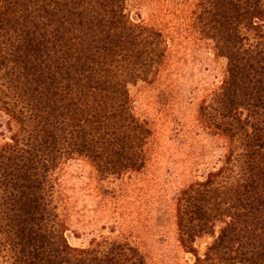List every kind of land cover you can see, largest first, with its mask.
<instances>
[{
    "label": "trees",
    "instance_id": "obj_1",
    "mask_svg": "<svg viewBox=\"0 0 264 264\" xmlns=\"http://www.w3.org/2000/svg\"><path fill=\"white\" fill-rule=\"evenodd\" d=\"M127 2L0 0V113L15 126L0 148V264H149L129 241L72 246L57 204L71 160L105 176L146 166L153 132L129 87L158 75L168 47ZM195 22L227 61L199 120L228 152L177 195L179 242L195 264H264V0H200Z\"/></svg>",
    "mask_w": 264,
    "mask_h": 264
},
{
    "label": "rangeland",
    "instance_id": "obj_2",
    "mask_svg": "<svg viewBox=\"0 0 264 264\" xmlns=\"http://www.w3.org/2000/svg\"><path fill=\"white\" fill-rule=\"evenodd\" d=\"M200 0H128L127 15L161 32L168 55L158 75L129 87L135 112L153 136L143 170L105 176L85 159L57 172V204L74 247L118 239L140 248L149 264H195L179 242L175 199L220 168L227 141L201 124L199 108L226 77L227 61L195 22ZM14 125L0 113V148ZM212 238L196 241L200 256Z\"/></svg>",
    "mask_w": 264,
    "mask_h": 264
}]
</instances>
